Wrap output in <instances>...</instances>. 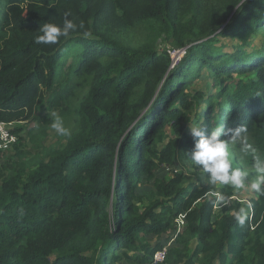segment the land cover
I'll use <instances>...</instances> for the list:
<instances>
[{
  "label": "trees",
  "instance_id": "trees-1",
  "mask_svg": "<svg viewBox=\"0 0 264 264\" xmlns=\"http://www.w3.org/2000/svg\"><path fill=\"white\" fill-rule=\"evenodd\" d=\"M66 14L92 37L78 29L56 45L34 42L42 24ZM133 30L146 40L127 42ZM163 34L185 49L174 66L158 47ZM252 34L263 37L259 46ZM221 38L238 40L232 52ZM69 45L78 46L73 74L89 84L77 131L30 172L21 160L4 177L0 264L152 263L181 217L185 230L161 264H264V184L243 202L230 184L215 195L203 169L200 184L183 171L157 176L190 161L185 127L206 96L192 88L204 69L221 90L207 98L200 128L221 130L225 144L250 138L264 155V0H0V122L36 119L47 134L41 104L67 105L74 88H56ZM219 200L229 203L214 219ZM152 236L155 245L144 240Z\"/></svg>",
  "mask_w": 264,
  "mask_h": 264
},
{
  "label": "rangeland",
  "instance_id": "rangeland-1",
  "mask_svg": "<svg viewBox=\"0 0 264 264\" xmlns=\"http://www.w3.org/2000/svg\"><path fill=\"white\" fill-rule=\"evenodd\" d=\"M150 35V34H149ZM156 35V34H154ZM152 36V35H150ZM254 40L255 45H260L263 37L261 35H251V38ZM127 42H131L137 45V42H144L146 40V34L143 30H133L127 34L125 38ZM238 40L233 38H221V44L224 46V51L232 52L233 46L236 44ZM173 39H167L166 35L163 34L157 37V44L160 51L165 49H174L172 47ZM78 50V46L69 45L66 47V50H63V58L62 64L60 66V74H59V84L56 85V88H60V86H66L68 84L69 87L74 86L73 92L71 94L70 100L67 105L58 107L53 109L50 107L47 101L43 102L40 107L39 115L48 114L50 117L48 120L50 121L47 125V134L42 133L41 129L37 127L36 119L29 121H21L15 122L14 127L21 128V131L18 135L19 143L10 150L0 151V185L6 176H10L16 170H18L19 162L23 160L28 165V172L32 170L33 166L39 162L42 157H46L48 154L53 153L55 150L63 148L69 138L77 131V119L74 114V111L80 105L83 97L88 93L89 84L86 79H79L77 76L73 74L72 62L74 58L75 52ZM66 51V53H65ZM182 53L180 52V55ZM185 53L183 54V56ZM182 56V57H183ZM245 78V76H240ZM194 90H199L204 92L206 95L204 98L198 99L192 109V121L186 125V131L191 135L190 125L192 127H201L204 119L205 111L207 110V98L220 91L221 87L216 86L213 81V78L208 76V72L206 69L203 70L201 77L195 81L192 87ZM56 113L60 117L63 118L65 126L71 130V135L68 137L58 136L57 133L51 127V114ZM38 118V117H37ZM13 127V128H14ZM170 132V130H169ZM226 146L229 151L230 161L232 168L241 171L244 174V179L242 181V186L239 188H235L233 198L240 201H247L250 198L256 197L257 191L251 187L252 182L256 181L262 173L257 171L256 161L257 159L264 164V155L258 154L256 149L253 146V141L250 138L245 140H241L233 143H226ZM245 155L251 156L253 162L246 163L244 157ZM177 171H183L184 173L191 176L192 182H197V173L202 171L201 168H197L194 166L191 161L186 160L183 163L178 162L173 165H163L161 169L157 171L158 177H164L165 179H171L174 176V173ZM204 178V176H202ZM202 184H206L205 180L201 182ZM216 191L215 195H218L221 186L220 183L214 185ZM153 186L151 184H145L140 186V192L146 191L147 193L152 190ZM229 201L219 200L216 205L214 212V219H216L219 215L222 214V206L224 204H228ZM181 217L177 220V228L175 232L169 233L165 238L163 237L162 243L163 247L167 248V257L169 250L173 248L174 241L178 233H183L186 227L185 219ZM145 242H151L153 245L157 243V238L152 236L151 238L144 237ZM160 240V241H161ZM191 252V251H190ZM55 256V254H54ZM167 260V259H166ZM115 264H128V262L115 263ZM148 264H151L150 262Z\"/></svg>",
  "mask_w": 264,
  "mask_h": 264
},
{
  "label": "clouds",
  "instance_id": "clouds-1",
  "mask_svg": "<svg viewBox=\"0 0 264 264\" xmlns=\"http://www.w3.org/2000/svg\"><path fill=\"white\" fill-rule=\"evenodd\" d=\"M78 29H85L84 21L81 20L77 24L73 19H69L66 14L62 24H42L39 29L40 34L35 37L34 42L38 45H56L62 38H69ZM82 35L85 39L92 37V33L86 29ZM51 127L58 136L68 137L71 135V130L65 126L63 118L56 113L51 114ZM190 132L195 144L194 148L188 152L189 159L194 166L203 169L207 174L208 184L220 183L223 185L230 184L236 188L241 187L244 174L232 168L228 148L220 139L221 130H213L206 134L201 128L190 125ZM255 166L262 175L252 182L251 187L259 191L261 185L264 184V164L257 159ZM237 219L240 223H243V219L239 214Z\"/></svg>",
  "mask_w": 264,
  "mask_h": 264
},
{
  "label": "built area",
  "instance_id": "built-area-1",
  "mask_svg": "<svg viewBox=\"0 0 264 264\" xmlns=\"http://www.w3.org/2000/svg\"><path fill=\"white\" fill-rule=\"evenodd\" d=\"M172 57V66L176 65L185 53V49H168ZM180 52L182 53L180 55ZM13 122H0V151L10 150L18 143V135L13 132ZM167 258V248L156 251L153 255V264H161Z\"/></svg>",
  "mask_w": 264,
  "mask_h": 264
},
{
  "label": "crops",
  "instance_id": "crops-1",
  "mask_svg": "<svg viewBox=\"0 0 264 264\" xmlns=\"http://www.w3.org/2000/svg\"><path fill=\"white\" fill-rule=\"evenodd\" d=\"M182 220H184V218Z\"/></svg>",
  "mask_w": 264,
  "mask_h": 264
}]
</instances>
